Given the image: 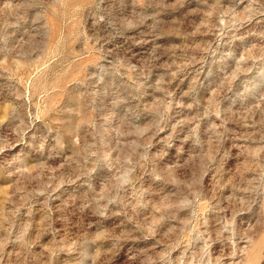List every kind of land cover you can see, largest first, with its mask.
Returning a JSON list of instances; mask_svg holds the SVG:
<instances>
[{"label": "rangeland", "instance_id": "374dc122", "mask_svg": "<svg viewBox=\"0 0 264 264\" xmlns=\"http://www.w3.org/2000/svg\"><path fill=\"white\" fill-rule=\"evenodd\" d=\"M0 264H264V0H0Z\"/></svg>", "mask_w": 264, "mask_h": 264}]
</instances>
